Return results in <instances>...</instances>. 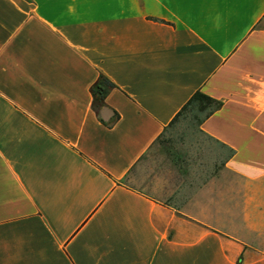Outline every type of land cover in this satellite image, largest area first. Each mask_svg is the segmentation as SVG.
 Returning <instances> with one entry per match:
<instances>
[{
  "label": "crops",
  "instance_id": "1",
  "mask_svg": "<svg viewBox=\"0 0 264 264\" xmlns=\"http://www.w3.org/2000/svg\"><path fill=\"white\" fill-rule=\"evenodd\" d=\"M263 21L264 0H0V264H264ZM195 91L233 154L183 191L135 167Z\"/></svg>",
  "mask_w": 264,
  "mask_h": 264
},
{
  "label": "rangeland",
  "instance_id": "2",
  "mask_svg": "<svg viewBox=\"0 0 264 264\" xmlns=\"http://www.w3.org/2000/svg\"><path fill=\"white\" fill-rule=\"evenodd\" d=\"M225 153L197 130L194 120L180 116L163 130L135 169L163 175L187 191L216 174Z\"/></svg>",
  "mask_w": 264,
  "mask_h": 264
},
{
  "label": "trees",
  "instance_id": "3",
  "mask_svg": "<svg viewBox=\"0 0 264 264\" xmlns=\"http://www.w3.org/2000/svg\"><path fill=\"white\" fill-rule=\"evenodd\" d=\"M112 88H114V84L103 75H100L98 77L97 83L92 89L95 105L103 104L107 93ZM220 107V101L208 96L207 94L201 91H195L187 100V102L177 112V114L173 117L169 125L175 122L180 116H183L185 118H190L194 120L195 127L200 133H202L199 129L201 123ZM217 144L226 152L220 161V166H223L224 161L233 154V150L225 147L222 144Z\"/></svg>",
  "mask_w": 264,
  "mask_h": 264
}]
</instances>
